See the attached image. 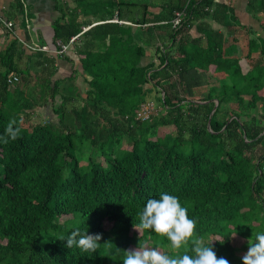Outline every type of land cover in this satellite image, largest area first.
I'll return each instance as SVG.
<instances>
[{
	"label": "trees",
	"instance_id": "obj_1",
	"mask_svg": "<svg viewBox=\"0 0 264 264\" xmlns=\"http://www.w3.org/2000/svg\"><path fill=\"white\" fill-rule=\"evenodd\" d=\"M216 1L97 0L98 26L83 33L75 21L57 24L47 53L77 36L71 47L91 81L84 105L66 109L72 97L64 95L55 121L7 107L10 85L21 82L9 76L33 69L18 68L16 45L0 55V136L15 116L25 120L17 139L0 141V264H123L124 251L140 243L193 255L191 242L174 250L167 238L135 228L147 200L162 192L179 198L198 236L218 240V257L243 264L236 238L264 232V33L258 42L248 32L244 47L232 29L238 19ZM137 6L141 16L131 12ZM248 10L263 15L264 0H250ZM116 17L119 24L110 23ZM209 20L232 25L230 38ZM151 49L159 64L147 58ZM40 56L37 68L52 78L50 57ZM195 74L205 75L207 90L197 92L203 80ZM154 90L159 107L137 120ZM77 227L102 235L95 252L67 247Z\"/></svg>",
	"mask_w": 264,
	"mask_h": 264
},
{
	"label": "crops",
	"instance_id": "obj_2",
	"mask_svg": "<svg viewBox=\"0 0 264 264\" xmlns=\"http://www.w3.org/2000/svg\"><path fill=\"white\" fill-rule=\"evenodd\" d=\"M117 1L119 2V0ZM249 1L217 0L216 2L228 7L229 16H235L244 26L253 28L255 20L248 10ZM96 2L97 0H0V55L6 54L13 45H16V50L12 54L14 58H20L19 61L17 60L18 68L26 70L30 66L33 69L28 75L14 73L9 76V78L19 77L21 82L14 85L9 84L11 86L9 92L12 97L8 101L7 107H11V105L27 107L26 111L30 115L28 120L31 121L48 122V119L55 121L57 117L54 115V107H61L63 96L70 92L67 89L72 90V88L76 91L77 99L72 98L69 107L84 105L82 101L87 96L86 93L89 90L87 82L91 81V78L85 77L83 74L81 58L75 47H71L76 41L69 45L70 50L68 49V52L62 56H56L52 52L34 51L33 48L54 49L57 24L63 25L75 21L82 25L83 33L98 26L94 9ZM151 11L159 13L158 9ZM208 22L212 28L214 27L213 29L220 32L226 31L225 28H221L212 20ZM110 23L119 24V18L116 17ZM197 29L199 28L195 25L192 31L197 33ZM196 36H199L198 33ZM40 54L50 57L51 61H47V65L56 69L52 78L37 68L42 62L44 63V58ZM30 56L35 60L36 63L33 62L36 65L30 61ZM0 72H4L2 67H0ZM195 76L193 75V79L196 81L198 76L205 77L204 74H195ZM49 82L51 89L48 88ZM199 87L197 91L206 88V77L204 83ZM25 90H34L39 94L30 95ZM54 90L59 92L56 93ZM15 117L18 121L17 116ZM21 118L25 121L22 114Z\"/></svg>",
	"mask_w": 264,
	"mask_h": 264
},
{
	"label": "clouds",
	"instance_id": "obj_3",
	"mask_svg": "<svg viewBox=\"0 0 264 264\" xmlns=\"http://www.w3.org/2000/svg\"><path fill=\"white\" fill-rule=\"evenodd\" d=\"M22 124V118L19 122L15 118L11 119L4 135L0 136V141L7 144L9 139H17L21 134ZM140 219V225L135 226L140 233L145 230L165 237L174 250H179L191 242V251L194 254L185 253L173 257L165 254L159 247L140 243L137 249L124 251L123 264H229L226 258L218 257L214 251L213 242L218 240L206 242L197 235V221L189 218L188 209L181 205L177 196L162 192L158 199L149 198L140 212ZM102 238L101 234L90 235L88 231L81 233L77 227L67 237V247L95 252L101 246ZM242 261L243 264H264V232L253 233Z\"/></svg>",
	"mask_w": 264,
	"mask_h": 264
},
{
	"label": "rangeland",
	"instance_id": "obj_4",
	"mask_svg": "<svg viewBox=\"0 0 264 264\" xmlns=\"http://www.w3.org/2000/svg\"><path fill=\"white\" fill-rule=\"evenodd\" d=\"M256 1H260V0H256ZM123 10V12L124 11H126L127 10V8H123L122 9ZM119 11V9L117 8V12ZM157 11V10H156ZM131 12L134 14V16L135 15H137L138 14V16H141V14L143 13V10H142V8L140 7V6H137V7H132L131 8ZM257 11L255 10L254 12H251V16H252V18H253V20H255V26H253V28H250V27H246V26H244L243 24H242V22L241 21H238V24H232V25H234V26H232V25H230V24H227L226 26H228V27H226L225 26V29H226V31L224 32L223 31V36H224V38L223 39H229L230 38V32H228V30H231V26H232V29L233 30H235L236 32H235V35L236 36H238L239 37V40H240V43H242L243 45H244V47H246L245 45L247 44V42L245 41L246 40V37H247V34H249L250 33V31H252V32H254L255 33V37L254 36H251V38L250 39H255V40H258L259 39V35L261 36V37H263L262 36V34L264 33V31H263V26H264V14L262 15V14H259V13H256ZM230 17V16H229ZM221 28H224L222 25H219ZM214 28V27H213ZM252 29V30H251ZM219 31V30H218ZM249 32V33H248ZM143 38H145V36L143 35V34H141L139 37H138V39H143ZM262 41V40H261ZM249 42V41H248ZM258 42H260V40H258ZM259 44V43H258ZM247 49H248V46H247ZM147 58L149 59V60H152V61H154V62H157V57L155 56V52H153V50L151 49V50H149L148 52H147ZM36 63V62H35ZM34 63V64H35ZM157 64H159V62H157ZM241 65H242V69H243V71H244V73H247L248 72V70H249V68H248V66L246 65V63L245 62H243V63H241ZM204 79H205V77L204 76H199V77H197V80L198 81H201V80H203V83H204ZM207 88V87H206ZM204 89V90H202L201 92H203V91H205V90H207V89ZM237 90V89H236ZM27 93H29L30 95H37V94H39L38 92H35L34 90H25ZM67 91H70L69 92V96L70 97H72V98H75V99H77V95L75 94L76 93V91L75 90H73V88H72V90H69V89H67ZM159 90H154V92H153V95H151V97H150V101L151 102H153L155 105H156V107H159V104H158V102H157V98H158V93H156V92H158ZM229 91H231V89L229 90ZM238 91V90H237ZM242 91H243V93L245 94V90L242 88ZM197 92H200V90L199 91H197ZM196 92V93H197ZM232 93H235V90L234 91H232ZM37 99V98H36ZM37 101H38V99H37ZM259 107H261V105L259 106ZM67 108H69V110L72 108V107H66V109ZM37 122H41L40 120H36ZM234 245L236 246V248L239 250L237 253H238V255H241V256H243L246 252H247V250H248V242H246V241H243V240H241V239H239V238H236V240H235V243H234Z\"/></svg>",
	"mask_w": 264,
	"mask_h": 264
},
{
	"label": "built area",
	"instance_id": "obj_5",
	"mask_svg": "<svg viewBox=\"0 0 264 264\" xmlns=\"http://www.w3.org/2000/svg\"><path fill=\"white\" fill-rule=\"evenodd\" d=\"M186 15L185 11L179 12L176 14V19L173 22L175 27H178L182 22L183 19ZM9 27H11V25H9ZM77 40V38H73L71 40V43H74ZM58 49L54 50L52 53L57 55V56H62L64 54H66L68 52L69 49V45H65L62 42H58L57 43ZM34 51H49L48 48L46 47H42V48H33ZM19 77H12L9 79V83H13V82H19ZM156 112V105L151 102V101H147L145 104H143L141 106V109L137 112V120H149L150 117Z\"/></svg>",
	"mask_w": 264,
	"mask_h": 264
},
{
	"label": "water",
	"instance_id": "obj_6",
	"mask_svg": "<svg viewBox=\"0 0 264 264\" xmlns=\"http://www.w3.org/2000/svg\"><path fill=\"white\" fill-rule=\"evenodd\" d=\"M217 106H218V105H216V108H217ZM216 108H215V110H216ZM215 110L213 111V114H214Z\"/></svg>",
	"mask_w": 264,
	"mask_h": 264
}]
</instances>
